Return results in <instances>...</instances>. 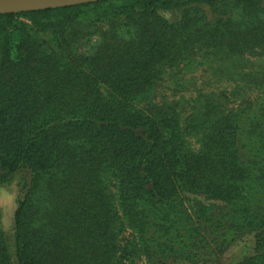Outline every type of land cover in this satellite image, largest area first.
<instances>
[{"label": "trees", "instance_id": "obj_1", "mask_svg": "<svg viewBox=\"0 0 264 264\" xmlns=\"http://www.w3.org/2000/svg\"><path fill=\"white\" fill-rule=\"evenodd\" d=\"M262 1L105 0L0 15V36L16 18L30 22L21 24L14 58L0 48V184L22 173L24 191L13 213V256L0 232V264H122L121 225L148 264L193 261L192 249L206 243L198 224L211 216L202 201L228 207L218 215L233 235H254V255L238 264H264V211L251 208L253 163L239 155L236 115L206 102L200 147L191 152L176 116L133 104L190 44L264 50ZM238 4L249 14L244 23L231 17ZM89 13L112 25L92 55H74L79 34L68 28ZM46 28L60 37V52L35 39ZM257 171L264 190V165ZM189 197L198 198L193 215ZM217 237L222 246L225 233Z\"/></svg>", "mask_w": 264, "mask_h": 264}, {"label": "rangeland", "instance_id": "obj_2", "mask_svg": "<svg viewBox=\"0 0 264 264\" xmlns=\"http://www.w3.org/2000/svg\"><path fill=\"white\" fill-rule=\"evenodd\" d=\"M259 6L264 8V0ZM172 12V16L177 18L180 8ZM231 17L235 22H246L249 17L247 8L238 4ZM125 22L124 17H118L114 23L125 29L122 28ZM23 23L30 24L23 17L16 18L7 35L0 36V48L4 44L7 45L11 50V58L15 57L13 48L20 40ZM111 25L109 20L101 18L98 14L89 13L81 16L68 28V33L79 34L75 43L71 45L73 54L92 55L101 43L102 33L110 29ZM34 36L38 43L44 41L57 53L60 52V37L53 33L52 28L36 31ZM224 45L214 41H198L190 44L176 56L173 65L164 70L155 86L137 97L133 104L139 110L160 107L176 116L185 146L191 152H197L200 147L203 127L205 128L202 113L206 102L212 103L217 109L226 113L235 114L239 155L247 166L253 163L250 167L251 171H254L251 172L253 179L249 183L251 208L255 212H263L264 190L258 185L257 170L264 165V50L258 47L237 49L236 46L230 48ZM22 177V173H16L0 184V232L12 256L13 213L18 200L24 194ZM106 184L109 194L115 198V181L109 178ZM197 200L198 198L189 197V201L186 202L191 215ZM202 203L211 206L210 222L198 224L200 235L204 237L206 243L192 249V254L195 255L193 261L168 258L162 260L161 264H238L245 258L253 256L254 235L246 233L233 235L226 229L227 219L224 220L218 215L220 211L227 213L228 207L204 201ZM115 233L122 264H148L132 231L121 225ZM224 233L226 242L219 246L220 240L217 241L216 237L220 238Z\"/></svg>", "mask_w": 264, "mask_h": 264}, {"label": "water", "instance_id": "obj_3", "mask_svg": "<svg viewBox=\"0 0 264 264\" xmlns=\"http://www.w3.org/2000/svg\"><path fill=\"white\" fill-rule=\"evenodd\" d=\"M105 0H0V15L64 8Z\"/></svg>", "mask_w": 264, "mask_h": 264}]
</instances>
